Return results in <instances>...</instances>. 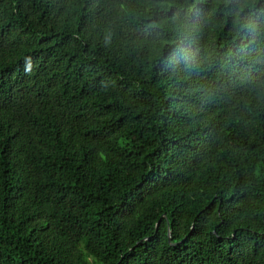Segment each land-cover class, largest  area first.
Returning <instances> with one entry per match:
<instances>
[{
	"label": "trees",
	"instance_id": "1",
	"mask_svg": "<svg viewBox=\"0 0 264 264\" xmlns=\"http://www.w3.org/2000/svg\"><path fill=\"white\" fill-rule=\"evenodd\" d=\"M0 264H264V0H0Z\"/></svg>",
	"mask_w": 264,
	"mask_h": 264
},
{
	"label": "water",
	"instance_id": "2",
	"mask_svg": "<svg viewBox=\"0 0 264 264\" xmlns=\"http://www.w3.org/2000/svg\"><path fill=\"white\" fill-rule=\"evenodd\" d=\"M168 235H169V233H168ZM169 237V236H168Z\"/></svg>",
	"mask_w": 264,
	"mask_h": 264
}]
</instances>
